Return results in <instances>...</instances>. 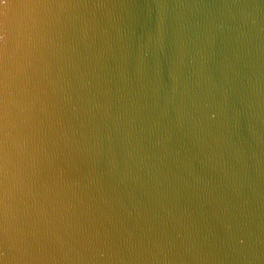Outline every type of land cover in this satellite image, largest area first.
Instances as JSON below:
<instances>
[{
  "label": "water",
  "instance_id": "water-1",
  "mask_svg": "<svg viewBox=\"0 0 264 264\" xmlns=\"http://www.w3.org/2000/svg\"><path fill=\"white\" fill-rule=\"evenodd\" d=\"M10 3L0 264H264V0Z\"/></svg>",
  "mask_w": 264,
  "mask_h": 264
},
{
  "label": "clouds",
  "instance_id": "clouds-1",
  "mask_svg": "<svg viewBox=\"0 0 264 264\" xmlns=\"http://www.w3.org/2000/svg\"><path fill=\"white\" fill-rule=\"evenodd\" d=\"M20 7L10 3V0H2L0 3V58L5 61L13 49V33L19 23Z\"/></svg>",
  "mask_w": 264,
  "mask_h": 264
}]
</instances>
